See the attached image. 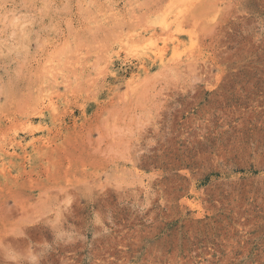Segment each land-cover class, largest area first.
<instances>
[{"label": "rangeland", "instance_id": "374dc122", "mask_svg": "<svg viewBox=\"0 0 264 264\" xmlns=\"http://www.w3.org/2000/svg\"><path fill=\"white\" fill-rule=\"evenodd\" d=\"M0 264H264V0H0Z\"/></svg>", "mask_w": 264, "mask_h": 264}, {"label": "bare ground", "instance_id": "6f19581e", "mask_svg": "<svg viewBox=\"0 0 264 264\" xmlns=\"http://www.w3.org/2000/svg\"><path fill=\"white\" fill-rule=\"evenodd\" d=\"M25 153V152H24Z\"/></svg>", "mask_w": 264, "mask_h": 264}]
</instances>
